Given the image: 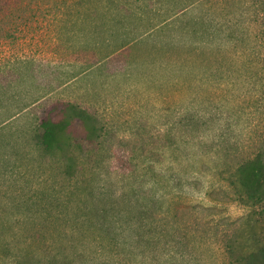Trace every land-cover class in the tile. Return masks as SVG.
I'll return each mask as SVG.
<instances>
[{"label":"rangeland","instance_id":"374dc122","mask_svg":"<svg viewBox=\"0 0 264 264\" xmlns=\"http://www.w3.org/2000/svg\"><path fill=\"white\" fill-rule=\"evenodd\" d=\"M187 1L0 0V123L39 99L0 130V264H46L50 234L58 250L76 242L85 254L71 249L59 264H132L117 254L110 263L97 259L91 232L98 208L134 199V188L160 189L173 226L186 223L209 240L192 264H227L225 243L237 249L232 260L240 256L236 242L244 250L249 212L217 177L223 155L212 146L251 151L263 126L264 62L227 84L207 81L177 95L158 66L176 49L175 13ZM206 12L199 7L180 17L190 26ZM214 17L228 50L236 32L264 52V0H222ZM70 106L85 120L70 118ZM44 122L61 149L43 144ZM85 213L92 220H82Z\"/></svg>","mask_w":264,"mask_h":264},{"label":"trees","instance_id":"16d2710c","mask_svg":"<svg viewBox=\"0 0 264 264\" xmlns=\"http://www.w3.org/2000/svg\"><path fill=\"white\" fill-rule=\"evenodd\" d=\"M221 1L189 0L175 13V17H179L175 21L179 24L177 26L179 39L174 36L171 46L176 49L173 53L164 55L158 67L162 78H168L166 85L177 95L183 94L185 97L191 94L195 87L201 89L207 81H211L215 87L222 83L227 84V80L236 79V75L241 70L261 67L264 62V52L256 51V48L251 47L243 37L237 36L236 32H233L229 38L230 50L224 45L222 28L214 17L220 11ZM199 7L207 9V12L195 16L190 26L183 24L180 16H185L189 10ZM257 27L253 30L250 26L248 30L258 35ZM185 35H189V38L186 39ZM262 44L264 47V40ZM126 47L124 46L123 49ZM38 102L39 99L30 104H21L16 110L8 112L0 123V130ZM238 102L245 104L246 100L242 98ZM261 102L263 99L258 95L255 103L258 105ZM186 105L189 103L182 104L181 113L182 123L188 127L191 125L192 117H188L189 110ZM70 108V118L80 122L85 120L82 111L78 112L71 106ZM243 108L245 109L244 106ZM262 123L261 133L251 139L249 147L251 151L245 152L246 154L241 155L225 142H221L223 146L220 143L212 146L214 154L216 147V153L223 155V159L216 166L217 177L227 185L228 196L232 195L234 201L240 203L249 212L246 220L250 232L246 236L244 250L236 242L240 256L232 260V255L237 249L234 245L224 244L223 251L227 264H264V119ZM42 126L45 128L42 140L46 148L61 149L62 141L58 135H55L51 126L47 122L42 123ZM58 129L61 130V127ZM225 134L222 133L221 138ZM160 192V189L154 191L134 188V199L125 201L124 199L127 198L125 195L124 198H117V203L112 206L98 208L95 214L97 220H100L92 224L95 230L91 232V243L95 244L97 253H100L97 259L103 263H110L117 254L128 257L132 264H192L196 261L195 254L200 247L209 244V240L201 237L199 230L196 231L197 228L186 223L183 227L173 226L172 208L163 207L165 199ZM121 202H128L127 207H120ZM136 208L138 212H132ZM91 216L92 214L89 213L81 214V219L92 220ZM82 231L77 233L80 242L87 233L85 230ZM181 236L182 239L179 240ZM29 240L32 242L33 237H29ZM45 243V250L47 248V251H52L51 254H47L46 264H59L64 257L69 260L68 252L71 249H75L77 256H85L83 250L75 247L76 242L71 243L69 250L67 248L58 250L56 241L50 234L45 238ZM176 247L179 249L176 250Z\"/></svg>","mask_w":264,"mask_h":264}]
</instances>
